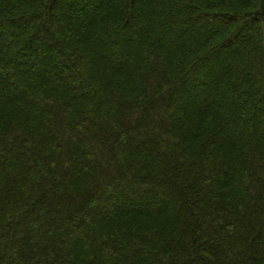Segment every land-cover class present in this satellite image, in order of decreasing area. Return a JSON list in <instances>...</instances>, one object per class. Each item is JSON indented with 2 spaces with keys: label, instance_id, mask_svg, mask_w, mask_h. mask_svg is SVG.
<instances>
[{
  "label": "trees",
  "instance_id": "16d2710c",
  "mask_svg": "<svg viewBox=\"0 0 264 264\" xmlns=\"http://www.w3.org/2000/svg\"><path fill=\"white\" fill-rule=\"evenodd\" d=\"M0 264H264V0H0Z\"/></svg>",
  "mask_w": 264,
  "mask_h": 264
},
{
  "label": "rangeland",
  "instance_id": "374dc122",
  "mask_svg": "<svg viewBox=\"0 0 264 264\" xmlns=\"http://www.w3.org/2000/svg\"><path fill=\"white\" fill-rule=\"evenodd\" d=\"M134 222L130 225V227L129 228H133V227H137V225L140 223V220H139V218H135L134 220H133ZM119 230H120V232L121 231H123L124 229H126V228H124V227H122V226H118L117 227ZM122 229V230H121ZM112 230H113V228H112Z\"/></svg>",
  "mask_w": 264,
  "mask_h": 264
}]
</instances>
